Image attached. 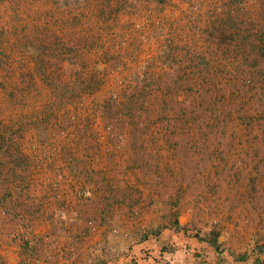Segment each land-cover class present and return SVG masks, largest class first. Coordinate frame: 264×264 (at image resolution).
<instances>
[{"label":"rangeland","instance_id":"obj_1","mask_svg":"<svg viewBox=\"0 0 264 264\" xmlns=\"http://www.w3.org/2000/svg\"><path fill=\"white\" fill-rule=\"evenodd\" d=\"M148 2L164 15V0H0V223L41 211L33 181L111 162L120 196L172 218L151 230L215 228L250 264L264 246V0H204L194 49L164 46L156 72L123 60L128 38L165 44L136 26ZM23 228L5 239L39 254L48 236Z\"/></svg>","mask_w":264,"mask_h":264},{"label":"crops","instance_id":"obj_2","mask_svg":"<svg viewBox=\"0 0 264 264\" xmlns=\"http://www.w3.org/2000/svg\"><path fill=\"white\" fill-rule=\"evenodd\" d=\"M110 107L106 104L102 108H114ZM109 156L113 157L111 153ZM100 167L88 175V199L81 202L72 198L68 207L59 201L52 183L41 185L37 179L29 184L27 189L33 192H30L32 199L41 211L20 217L18 221L21 222L12 228H7L13 226L8 223L7 216L1 215L7 223L4 227L0 223L5 240L0 241V264L3 260L8 264L237 263L225 251H216L207 241L182 229L175 218L173 224L151 230L150 227L172 219L168 214L164 218L162 204L156 199L150 204L134 200L128 194L120 196L125 187L113 179L111 162ZM78 169L81 176H85L82 167ZM99 174H103V180L98 179ZM178 221L181 222L180 217ZM23 227L28 231L24 237L33 242L35 238L48 236L46 243H40L39 254L26 255L28 248H24V242L11 239ZM7 235H11L8 240L5 239Z\"/></svg>","mask_w":264,"mask_h":264},{"label":"built area","instance_id":"obj_3","mask_svg":"<svg viewBox=\"0 0 264 264\" xmlns=\"http://www.w3.org/2000/svg\"><path fill=\"white\" fill-rule=\"evenodd\" d=\"M201 2H204V0H164L162 3L164 15L162 17L157 14L160 8H157L154 4L148 2V6L145 5L144 8L139 6L137 16L140 17V21L136 26L150 30L163 29L162 32H164L166 39L165 44H162L163 40L128 38L125 44L127 53L123 60L131 66L138 63L147 72H156L158 69L155 68V65H161L159 54L164 50V46L181 47L187 51L193 50L194 43L190 34L194 26H198L199 14L202 13ZM109 135L111 137L115 136L112 133ZM100 136L101 138L106 137L103 134ZM70 168L71 173L65 172V167L58 170L59 179L54 181L53 184L59 201L67 207L72 198L82 202L88 196L86 175L82 177L78 168L74 166ZM88 169H91L90 165ZM92 223L90 221V224Z\"/></svg>","mask_w":264,"mask_h":264},{"label":"trees","instance_id":"obj_4","mask_svg":"<svg viewBox=\"0 0 264 264\" xmlns=\"http://www.w3.org/2000/svg\"><path fill=\"white\" fill-rule=\"evenodd\" d=\"M175 223L180 226L178 220ZM219 231L215 228L210 229V231L205 234V236H200L199 234H195V236L201 240L207 241L209 245H211L216 251L224 252V249L221 248V243L218 239ZM234 260L237 261L236 264H239L240 261H244L247 259L246 254H241L240 256H233ZM235 264V263H233ZM250 264H264V246H257L254 251V256L250 259Z\"/></svg>","mask_w":264,"mask_h":264}]
</instances>
